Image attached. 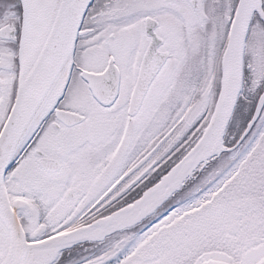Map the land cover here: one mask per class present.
I'll list each match as a JSON object with an SVG mask.
<instances>
[{"label":"snow or ice","instance_id":"snow-or-ice-1","mask_svg":"<svg viewBox=\"0 0 264 264\" xmlns=\"http://www.w3.org/2000/svg\"><path fill=\"white\" fill-rule=\"evenodd\" d=\"M0 264H264V0H0Z\"/></svg>","mask_w":264,"mask_h":264}]
</instances>
